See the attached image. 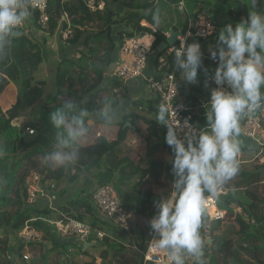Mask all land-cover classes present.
<instances>
[{
  "label": "trees",
  "instance_id": "16d2710c",
  "mask_svg": "<svg viewBox=\"0 0 264 264\" xmlns=\"http://www.w3.org/2000/svg\"><path fill=\"white\" fill-rule=\"evenodd\" d=\"M30 0H27L29 4ZM47 13L49 16L48 26L43 29V34L53 35L58 29L60 31L73 28L74 33L68 39L69 45H80L76 58L61 57L54 69L55 92L45 95L46 83L44 80L33 84V73L43 61V49L45 50L46 35L41 37V41H35L31 34L19 31L20 35L9 38L4 44V52L0 54V93L9 82L17 89V98L6 111L0 108V138L3 139L1 146H7L10 158L7 161L8 177L0 190V264H18L16 261L21 258V250L24 242L21 241L16 247H8V236L12 232H17L34 215L63 217V219L74 218L84 221L83 213L74 212L81 207H85V213L91 218L89 223L99 228L106 227L110 233H106L103 238L98 258L92 257L93 264H116L119 257L131 254L132 264H143L144 243L151 235V230L147 224L148 236L141 233V236H134L135 230L125 233L117 227H110L106 221L100 219L96 213L95 204L89 194L87 203H79L71 196L68 202H54V208L43 205L46 200H39L33 205L25 202V179L32 168H37L36 162L32 160L35 155H43L50 150L54 132L51 129L48 116L49 113L59 106L65 99H74L89 110L90 121H97L95 110L99 106L100 93L108 94L118 100L127 101V86L117 79H110L107 88L104 83L105 69L113 67L117 63L116 52L126 39L135 35L150 33L152 27H156L152 49L154 51V65L159 66V58L164 57L165 64L161 70L165 72L174 71L176 78L184 88L185 101L193 116L200 125L205 123L204 109L196 108L200 104V99L205 98L213 84L205 86L204 81L210 76L215 66L209 59L207 49L209 45L215 44L216 35L207 38L188 37L186 43L198 42L203 52V65L208 69L207 74L198 71L199 83L195 85L186 84L182 78V73L178 72L173 64L174 53L170 48L178 47L176 40L173 46H168L162 51L158 50V45L166 40L164 29L178 30L184 33L188 28L187 15H190L193 22L208 10L209 15L217 14L232 17L236 22L241 19L240 13L245 17L251 11L264 13V0H256L255 5L248 6L243 0H234L238 3V15L232 9L227 8L226 12L219 11L218 5L226 4L231 0H185L188 13L174 7L180 0H104L105 5L102 10L91 12L83 0H46ZM120 1L122 10L117 8ZM212 6V8H210ZM159 9L160 18L166 14V28H159L158 24L152 21V12ZM195 10V11H193ZM30 20L36 25V14L31 11ZM146 21L149 25H143ZM92 24L94 27H89ZM49 37V36H47ZM60 47L68 48L61 43V34L58 32ZM46 51V50H45ZM187 89V90H186ZM132 105L138 109L137 112L125 113L118 125H115V133L112 136H99L92 144L81 145L80 159L70 168L54 169L44 167L38 170L43 175V180L62 181L61 185L69 186L74 184L86 171L94 169L100 165L102 170L115 172L119 176H135L139 173L140 179L133 184V188L138 189L141 181L145 177H151L154 181H159L162 177L165 184L172 180L171 151L164 141L166 128L159 125L156 120V111L160 105V96L156 93L146 92V96L134 98ZM38 105L35 114L30 119L22 122L18 126L12 125L13 120L20 116L22 106ZM30 120V121H29ZM29 121V122H28ZM90 128L91 125L89 124ZM27 127L33 128V135L28 136ZM92 131V128H91ZM142 141L146 147L145 164L142 167L139 163H133L126 157H120V144L129 140ZM242 144V143H241ZM163 148L170 155L168 161L155 158L158 149ZM261 149V151H260ZM253 151V153H251ZM250 156L264 157V146L254 147L249 144L241 145L239 160L248 159ZM32 165L26 167V162ZM240 181L230 186L225 184V193H218V201L222 203L217 206L231 214L234 205L247 208L249 211V221H245L240 216L233 219H212L205 212L202 221L201 233L206 239L204 224L209 223V233L212 238L211 245H205V264H264V196H259L250 186L257 185L264 181V161L246 171H239ZM100 183H105L101 181ZM60 185V186H61ZM61 188V187H60ZM241 190V191H240ZM60 191V189H59ZM67 191V190H66ZM65 191V193H66ZM77 192V191H74ZM143 192V191H142ZM140 192L141 194H144ZM63 191L59 195L65 194ZM78 193V192H77ZM74 194V193H73ZM205 193V197L209 196ZM247 200H244L243 197ZM58 199V196H57ZM150 198L146 193V198L138 205L127 204L129 209L137 214L151 219L154 213L149 210ZM74 208V209H73ZM73 209V210H72ZM73 211V212H72ZM62 214V215H60ZM149 222V221H148ZM30 224L43 232V239L49 240L53 248H59L62 253L66 251L68 244L57 239L49 227L41 221H32ZM139 240V241H138ZM128 241H131L137 248H128ZM32 244V243H30ZM142 248V249H141ZM88 252V249L85 251ZM217 258H220V262ZM251 261V263H248ZM76 264V263H73ZM89 264V263H86ZM120 264H127L122 262ZM152 264V263H147ZM192 264V261H187Z\"/></svg>",
  "mask_w": 264,
  "mask_h": 264
},
{
  "label": "clouds",
  "instance_id": "9594fccd",
  "mask_svg": "<svg viewBox=\"0 0 264 264\" xmlns=\"http://www.w3.org/2000/svg\"><path fill=\"white\" fill-rule=\"evenodd\" d=\"M29 15L27 0H0V54L10 37L20 35L17 29ZM152 21L160 23L158 8ZM212 31L208 25L207 33ZM207 52L216 66L204 81L206 87L215 85L204 105L205 123L195 128L185 122L187 131L179 135L169 122L167 105H158L155 116L166 128L164 141L172 155L170 190L153 202L155 214L148 222L154 248L170 256L165 264H187L189 259L192 264H205L206 239L201 233L205 193L215 195L239 173L240 121L264 108V13L251 11L235 25L224 24ZM173 53L174 67L186 84L199 83L198 71L207 74L198 42L184 40L173 47ZM125 113L123 100L108 94L100 97L95 110L106 128L118 125ZM89 116V110L74 99H65L49 113L54 135L50 150L40 158L44 167L66 169L79 161L81 143L91 133Z\"/></svg>",
  "mask_w": 264,
  "mask_h": 264
},
{
  "label": "built area",
  "instance_id": "2783aa9c",
  "mask_svg": "<svg viewBox=\"0 0 264 264\" xmlns=\"http://www.w3.org/2000/svg\"><path fill=\"white\" fill-rule=\"evenodd\" d=\"M83 1L91 12L102 10L105 5L104 0ZM180 5L182 7V2H180ZM29 6L31 11L37 16L36 25L39 27L34 26L32 21L33 18H31L32 20L27 18L17 30L24 31L26 34H31L32 36H37L40 32L43 33V29L48 26L49 16L47 13V1L30 0ZM208 25H211L213 28L211 34L207 33ZM217 31V27L208 21H203L201 24L198 22L190 23L184 33L179 32L177 40L180 45L184 40L186 42L188 37L193 36L204 39L216 34ZM72 32L74 33L73 28L60 31L63 43L66 46H69L68 39L73 35ZM154 32H156V27L153 26L150 33L135 35L123 42L122 46L117 50L119 56L114 67L113 78L122 83H127L130 80L140 77L144 84L145 91L158 94L160 96V103L169 107V122L177 127L179 135H183V133L187 131V129L183 127L185 122L195 128H199L202 125L197 122L192 112H190V108L185 101L184 88L178 78H176L174 71L165 72L161 70V67L165 64L164 57L159 58L158 69L154 63L151 62L154 53L152 49ZM171 50H173V48H170V51ZM213 63L215 62L213 61ZM149 64L152 72L146 71ZM210 76L208 75L207 79H209ZM213 87H215L214 84ZM208 98L209 90L206 97L200 99V104L197 105L196 108L204 109V105ZM240 126L241 132L245 137L252 139L255 144H258V147L264 146V108H261L252 115L242 118ZM27 132L33 134L34 129L27 127ZM99 136H101L100 133ZM43 179V175L38 172H31L26 177L24 184V200L29 205H33L39 200H46L50 204L48 206L51 209H55L53 204L57 200L62 181H44ZM89 194L95 204L96 213L100 219L126 233L131 232L133 214L127 207V204L119 197L111 183H97L92 187ZM217 196L216 194L207 196L212 199L215 206L218 201ZM231 207L235 216L238 215L245 221H249L250 214L247 208H242L241 206H236V208H233V206ZM225 214L226 210L217 208L212 219H222L225 217ZM32 221H41L49 227L51 232L60 240H64L72 246L74 245L72 248L70 246L66 251L70 258L76 257L78 254L82 255L86 243L102 244L103 238L106 235L103 229L92 226L86 221H80L74 218L63 219V217L34 215L16 232L22 242L35 243L41 241L43 232L32 226V224H30ZM152 240L153 234L151 233L143 250V264H165V262L170 259V256L158 253L151 243ZM27 257L28 255L26 253L23 254V258L27 259Z\"/></svg>",
  "mask_w": 264,
  "mask_h": 264
},
{
  "label": "rangeland",
  "instance_id": "374dc122",
  "mask_svg": "<svg viewBox=\"0 0 264 264\" xmlns=\"http://www.w3.org/2000/svg\"><path fill=\"white\" fill-rule=\"evenodd\" d=\"M120 1H118V3H117L118 4L117 8L121 11L122 6H121ZM245 1L250 5L252 4V0H245ZM176 6L179 7V9H181L182 11H184L182 9L183 6L181 8L180 3L174 4V7H176ZM166 21H167V16H166V14H163L162 17L160 18V23L158 24L159 28H162V29L166 28L167 27ZM202 21H203V18L202 17L199 18V22H200L199 24H201ZM141 23L143 25H149L146 21H142ZM89 27H94V26L92 24H90ZM220 27L222 28V26H220ZM58 32H60V30L57 29L53 35H49L48 33L43 34L42 32H40V34H37L38 37L41 35L42 36L46 35V37L49 36V38H46V43H45V50H46L45 52L47 53L45 61H42L39 64L38 68L33 73V77H34L33 84L36 83L37 81H40V80L45 81V83H46L45 95L46 94L51 95L56 90L55 85H54V69H55L58 61L61 59V57H64V55H66V57H68V58H76L79 55L77 50L80 47V45H71L68 48L60 47V41L58 40ZM72 34H73V32H72ZM62 42H63V38L61 36V43ZM63 45H65V44H63ZM151 62L154 63L153 56H152ZM113 71H114V67H110L108 69H105V78H104L103 85L105 84V86L107 88H110L108 81L113 78ZM4 89H3V91H4ZM15 90L17 92L16 87H15ZM2 92L0 94H2ZM5 93L7 95V98H9V95H14V89L13 88L8 89ZM130 93H131V90L129 93H127V101H124L126 113L138 111V109L131 104L132 103L131 100H133L134 98H137V97L146 96V94L144 95L145 90L143 91V89L138 91V92H135L133 94H130ZM100 95L103 96L104 92H101ZM67 98L70 99L69 97H67ZM37 106L38 105H33V106L23 105L21 108V111H20L21 116H23V115L26 117L33 116V114H35L34 112H35ZM18 119L20 120V119H25V118H18ZM13 121H15V120H13ZM90 125L92 128V131H91L90 135L81 143V145H88V144L94 143L96 141V139L99 137V133L105 135L106 137L112 136V135H114L115 128H116L114 126L106 128L99 120L93 121V122L90 121ZM31 135H33V134H28V136H30V137H31ZM241 137H242V140L244 142L248 143L249 145H252L254 147H258V144H255V142H253L252 139L245 137L242 134V132H241ZM2 141H3V139L0 138V143H2ZM241 145H244V144H241ZM120 150H121V153L119 154L120 157H126L129 160H131L133 163H139L143 167L146 166V164H145L146 147L142 141L137 142V141L132 139L129 141L122 142L120 144ZM260 151H261V149H260ZM251 153H253V151H251ZM239 155H240V153H239ZM239 155H238V158L242 159L239 157ZM9 157H10V155H9ZM247 157H248V159L245 156L244 160L238 161L239 166H240L239 171H246L248 169H253L254 166L259 165L264 161L263 156L256 158V157L250 156L248 154ZM40 158H41V155H35L34 157H32V160L34 162H36L38 169L32 168V166H31L32 163L30 161L26 162L27 164H26L25 168H29L31 166L30 173L31 172H38V170L42 166ZM155 158L162 160V161H168L170 159V155L167 153V151L165 149L160 148L155 153ZM7 176H8V173H5L4 171L3 172L0 171V190H1V188H3V185L6 181ZM122 179L124 180L125 177L123 176ZM129 179L130 180H128V179L126 180V183L124 185V190H122L120 185L117 186L118 190H121L118 195L126 204L129 205L130 203H132V202L134 203L137 200L138 201L137 205H138L141 203V200L143 198H140L141 193H137L136 189L133 188L132 186L135 182H137L140 179L139 173L136 174L135 176H131ZM239 181H240V176L237 174L232 180H230L226 184L232 186V185H234V183L239 182ZM169 186H170L169 184H165V179L163 177L159 181H154L151 177L147 176L141 181L140 187H138V188L143 191V192L141 191L142 193H144L143 197L146 196L147 192L151 195H154V200L150 201V205H149L150 212L155 214V208L153 206V202L155 200H159L161 197L167 196V194L170 190ZM250 188H251V190L255 191L259 196H261V197L264 196V181L258 183L257 185L256 184L252 185V186H250ZM72 190L75 191V188ZM76 191L79 193L78 189H76ZM121 192H123V194H122L123 196H125V194H126V199L121 195ZM225 192H227V190L224 189V187H222L218 190L216 195H218V193H225ZM78 193H76L74 195H77ZM76 197H73V198L76 199ZM80 197L84 199V196H80ZM243 198H244V200H247V198L245 196ZM85 200H88V199L85 198ZM222 202H223L222 199H219V201H217L218 205H220V203H222ZM236 206H238V205H234L233 208H236ZM217 208L221 209L218 206H217ZM130 210H131L133 215H139V214L135 213L133 211V209H130ZM73 211L75 213L76 212L83 213L85 215L84 221L89 223V221L91 220V218L88 216V214L85 213V209H82V207L78 210L74 209ZM207 213L210 216V218H212V214L209 213V211ZM140 215H142V214H140ZM53 216L55 217L57 215H53ZM234 217H235V214H234L233 210H232L231 214H229L227 212L225 214V219H233ZM133 220L134 221L132 222V228L135 230V232H133L134 236H136V237L141 236V233H144L145 236H148V231H147L146 226L148 224V221H150L151 219H148V217H144V216H141V217L135 216V218ZM107 224H109V226L111 228L114 227L110 223H107ZM101 229H103L105 231V233L110 232L109 230H107L106 227H102ZM3 235L4 234H2V232H0V236H3ZM19 239L20 238L17 235V233L11 232L10 235L8 236V240H9L8 247L13 248V247L18 246L19 243H21V241ZM57 239H59V238L57 237ZM23 244H24V247L21 250L22 259L19 258L16 261V263H18V264H73V263H76V264H86V263L93 264L91 262V259L93 257L92 255H98L99 249H100V248H98V245H97L96 248H98V249L94 250L93 248H90L92 250H90L89 254L85 255V257L84 256H80V257L77 256V257H71L70 258L67 255V253L66 254L62 253L59 248H53L50 241L44 240L43 236L41 238V241H38V242H35L32 244L24 242ZM145 244L146 243H144V245ZM208 245H211V244H208ZM127 246L130 249H136L137 248L130 241L128 242ZM88 250H89V248H88ZM142 250H144V249H142ZM25 253L28 255L27 259L23 258V254H25ZM217 259L219 262L221 261L220 258H217ZM189 261H191V260L189 259ZM122 262H125L127 264H132L133 263L132 255L127 254L125 257H119L116 260V264H120ZM248 263H251V261H249Z\"/></svg>",
  "mask_w": 264,
  "mask_h": 264
},
{
  "label": "crops",
  "instance_id": "0c3cea01",
  "mask_svg": "<svg viewBox=\"0 0 264 264\" xmlns=\"http://www.w3.org/2000/svg\"><path fill=\"white\" fill-rule=\"evenodd\" d=\"M248 6H250L251 7V5L250 4H248L245 0H243ZM180 2H182V6H183V10L186 12V14L188 13V7H187V5H186V3H185V0H180L178 3H180ZM225 5V7L223 6V5H218V2H216V6H217V8L219 7V11H222V12H226V10H227V8H229V9H232L233 10V13H235L236 15H238L239 13L237 12L238 11V3L236 2V1H234V0H231V1H229V2H227L226 4H224ZM210 8H212V6L210 7ZM193 11H195V10H193ZM189 14V13H188ZM203 18V21H208V22H210V23H212V24H214L216 27H217V29L219 30L221 27L220 26H222L223 27V25L224 24H226V23H232L233 25H235V23H237L232 17H230V16H227V15H224L223 17H220V16H218L217 14H212V15H209V13H208V10H205L204 11V13H203V15H201L199 18ZM239 17L240 18H244L245 17V14L244 13H240L239 14ZM199 18H198V20L197 21H195V22H198V23H200L199 22ZM187 19H188V24H190V23H194L193 21H192V19H191V17H190V15H187ZM202 21V22H203ZM169 31H170V28L169 29H164L163 30V33H165V34H169ZM218 32V31H217ZM216 35V34H215ZM42 37V35L41 36H39L38 37V35L37 36H32L31 38L33 39V40H35V41H41V38ZM46 38H49V37H46ZM68 47H70V45L68 46ZM46 56H47V53L45 52V50L43 49V61H45V58H46ZM118 56H119V53H117L116 52V57L118 58ZM214 65H216L215 63H213ZM115 65L116 64H114V66L113 67H115ZM146 71L147 72H152V70H151V68H150V64L148 65V67L146 68ZM126 84V86H127V93H129L130 92V90H131V93L130 94H133V93H135V92H138V91H140V90H142L143 89V91L145 90V87H144V84H143V82H142V80H141V78L140 77H138V78H135V79H133V80H130V81H128L127 83H125ZM11 88H13L14 89V95H9V98H7V95H6V91L8 90V89H11ZM146 94V91H145V93H144V95ZM144 97V96H143ZM16 98H17V92H16V90H15V86L13 85V83H11V82H9V84L5 87V89H4V91L2 92V94H0V108H1V110L2 111H6L8 108H10L13 104H15V102H16ZM20 116H21V114H20ZM18 117V118H25V120H24V122L26 121V120H28V119H30V117H26V116H21V117ZM18 120V119H17ZM91 122H93V121H91ZM115 133V132H114ZM101 134V133H100ZM101 135H103V134H101ZM239 139H240V141H241V143L242 144H245L246 142H244L243 140H242V137H241V135H240V137H239ZM136 141V140H135ZM246 144H248V143H246ZM0 148H2L3 149V155L2 156H0V171L1 172H5V173H7V161H8V159L10 158L9 157V153H8V149H7V147L5 146H1V144H0ZM142 166V165H141ZM143 167V166H142ZM8 177V176H7ZM6 177V178H7ZM125 177V179L123 180L122 178H123V176H119V175H117L115 172L113 173V172H107V171H104V170H102V168L100 167V165H98V166H96L94 169H92V170H89V171H86L74 184H72V185H69V186H63V184L61 185V188H60V191H59V194H60V192H64L65 193V191H66V193L65 194H63V195H57L58 196V199H57V202H61V204L63 203V202H68V201H70V199H71V196H74V194H76L77 192H74V190H72V189H74L75 188V191H76V189H78V191H79V193L77 194V197H76V199L75 200H77L79 203H83V202H86L87 203V201L88 200H85V198L86 199H88L89 197V193H90V190L92 189V187L95 185V184H97V183H100L101 181H104L105 183H110L111 182V184L113 185V187L115 188V190H116V192L119 194L120 193V191L121 190H118V188H117V186L118 185H120L121 186V188H122V190H124V185H125V183H126V180L128 179V180H130L129 178L131 177V176H124ZM77 187V188H76ZM138 187H140V186H138ZM142 190L141 189H136V192L137 193H140ZM74 193V194H73ZM123 194V192H121V195ZM143 195L144 194H140V198H143V199H145L146 198V196L145 197H143ZM80 196H84V199L83 198H81ZM123 196V195H122ZM151 196V194H149V197ZM154 196V195H153ZM125 199H126V194H125V196H123ZM142 199V200H143ZM142 200H141V202H142ZM137 200L133 203L132 202V204H136L137 205ZM42 204L45 206V205H50L47 201L46 202H42ZM54 205V204H53ZM82 209H85V207H82ZM149 210H150V207H149ZM135 216H142V215H133V219L135 218ZM132 219V221H134ZM131 231H132V229H131ZM107 233V232H106ZM108 233H110V232H108ZM126 233V232H125ZM62 241H64V240H62ZM64 242H66V241H64ZM129 242V241H128ZM131 242V241H130ZM40 243V242H39ZM67 244H68V248L71 246V248L74 246H72L71 244H69L68 242H66ZM146 243V242H145ZM98 244H92L91 246H89L88 248H89V250H88V252H85L86 250H84L83 249V253H82V255H77V256H84L85 257V255H87V254H89V252H90V250H92V249H90V248H93L94 250L95 249H98V248H101V246H102V244H99L98 245V248H96V246H97ZM68 248L66 249V251L68 250ZM66 251L65 250H63V252H65L66 253ZM99 251H100V249H99ZM76 256V257H77ZM93 257H96L97 259H96V262H99V258H98V255H92Z\"/></svg>",
  "mask_w": 264,
  "mask_h": 264
},
{
  "label": "water",
  "instance_id": "95a60500",
  "mask_svg": "<svg viewBox=\"0 0 264 264\" xmlns=\"http://www.w3.org/2000/svg\"><path fill=\"white\" fill-rule=\"evenodd\" d=\"M179 34V31L178 30H173V29H170L169 31V34L167 35L166 37V40L165 41H162L159 45H158V50L159 51H162L164 50L165 48H167L168 46H173L177 40V36ZM187 90V89H186ZM25 119H18L17 121H12V125L14 126H18L20 125L22 122H24ZM154 200V196L151 195L150 196V201H153ZM207 212V211H205ZM205 230H206V243L207 244H211L212 243V238L210 236V233H209V223L207 222L206 224L203 225ZM122 231V230H121ZM124 232V231H123ZM93 243H86L84 245V250H86L89 246H91Z\"/></svg>",
  "mask_w": 264,
  "mask_h": 264
},
{
  "label": "bare ground",
  "instance_id": "6f19581e",
  "mask_svg": "<svg viewBox=\"0 0 264 264\" xmlns=\"http://www.w3.org/2000/svg\"><path fill=\"white\" fill-rule=\"evenodd\" d=\"M205 207H206V209L209 211V213H211L212 214V216H214V214L216 213V206L213 204V202H212V199H210V198H206L205 197Z\"/></svg>",
  "mask_w": 264,
  "mask_h": 264
}]
</instances>
